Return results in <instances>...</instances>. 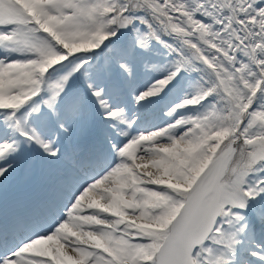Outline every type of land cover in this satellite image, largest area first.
<instances>
[{"label": "snow or ice", "instance_id": "obj_1", "mask_svg": "<svg viewBox=\"0 0 264 264\" xmlns=\"http://www.w3.org/2000/svg\"><path fill=\"white\" fill-rule=\"evenodd\" d=\"M0 264H264V0H0Z\"/></svg>", "mask_w": 264, "mask_h": 264}]
</instances>
